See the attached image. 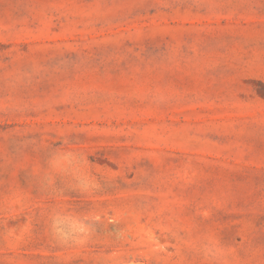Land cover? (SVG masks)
I'll list each match as a JSON object with an SVG mask.
<instances>
[{"label": "rangeland", "instance_id": "374dc122", "mask_svg": "<svg viewBox=\"0 0 264 264\" xmlns=\"http://www.w3.org/2000/svg\"><path fill=\"white\" fill-rule=\"evenodd\" d=\"M0 264H264V0H0Z\"/></svg>", "mask_w": 264, "mask_h": 264}]
</instances>
